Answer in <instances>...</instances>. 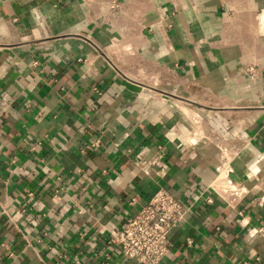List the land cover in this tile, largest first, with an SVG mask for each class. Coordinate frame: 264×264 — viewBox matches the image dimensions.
<instances>
[{"label":"crops","instance_id":"1","mask_svg":"<svg viewBox=\"0 0 264 264\" xmlns=\"http://www.w3.org/2000/svg\"><path fill=\"white\" fill-rule=\"evenodd\" d=\"M161 191L163 264H264V0H0V264H135Z\"/></svg>","mask_w":264,"mask_h":264},{"label":"built area","instance_id":"2","mask_svg":"<svg viewBox=\"0 0 264 264\" xmlns=\"http://www.w3.org/2000/svg\"><path fill=\"white\" fill-rule=\"evenodd\" d=\"M227 152H223L216 171L220 193L231 203L243 194L229 178ZM213 202L212 198L207 200ZM190 208L168 191L156 194L127 224L112 233L109 245L135 264H163L170 248V233L186 219ZM264 237V227L256 229Z\"/></svg>","mask_w":264,"mask_h":264},{"label":"bare ground","instance_id":"3","mask_svg":"<svg viewBox=\"0 0 264 264\" xmlns=\"http://www.w3.org/2000/svg\"><path fill=\"white\" fill-rule=\"evenodd\" d=\"M190 143H193V141L192 142H190ZM251 149V148H250ZM252 152H254V151H252ZM247 193V192H246Z\"/></svg>","mask_w":264,"mask_h":264}]
</instances>
